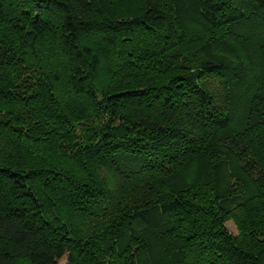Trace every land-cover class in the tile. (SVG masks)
<instances>
[{
  "label": "trees",
  "instance_id": "obj_1",
  "mask_svg": "<svg viewBox=\"0 0 264 264\" xmlns=\"http://www.w3.org/2000/svg\"><path fill=\"white\" fill-rule=\"evenodd\" d=\"M114 2L0 0V264H264V0Z\"/></svg>",
  "mask_w": 264,
  "mask_h": 264
},
{
  "label": "rangeland",
  "instance_id": "obj_2",
  "mask_svg": "<svg viewBox=\"0 0 264 264\" xmlns=\"http://www.w3.org/2000/svg\"><path fill=\"white\" fill-rule=\"evenodd\" d=\"M138 0H115V2H114V4H113V9L115 10L116 8L117 9H122L123 7L122 6H124V5H126V4H131V3H135V2H137ZM187 14V17L189 18V19H192V21L193 20H195L196 18H195V16H194V14L192 13V12H188V13H186ZM183 16V18H185V16H184V14L182 15ZM186 19V18H185ZM236 42H240V41H236ZM241 43V42H240ZM237 43H232V45H236ZM238 45V44H237ZM248 45V44H247ZM212 50L215 52V53H224V52H226L227 50H229V46H228V43H227V45H225V43L224 44H222V42H215V44H213L212 45ZM224 51V52H223ZM255 52V49L253 50L252 48H246L245 50H244V55L245 56H247V54H253ZM225 227H226V229L230 232V233H232L233 235H235L236 233H237V230H236V227H235V224H234V222L232 221V220H228V221H226L225 222ZM65 263V260H62V261H60V263L59 264H64Z\"/></svg>",
  "mask_w": 264,
  "mask_h": 264
}]
</instances>
